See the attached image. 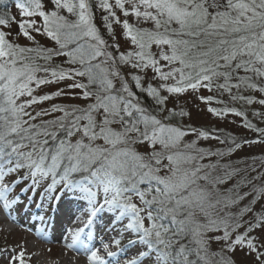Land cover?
I'll list each match as a JSON object with an SVG mask.
<instances>
[{"label": "snow or ice", "instance_id": "snow-or-ice-1", "mask_svg": "<svg viewBox=\"0 0 264 264\" xmlns=\"http://www.w3.org/2000/svg\"><path fill=\"white\" fill-rule=\"evenodd\" d=\"M0 8V213L18 222L43 188L26 230L47 239L67 217L65 247L86 264H264V156L232 159L264 145V0ZM188 95L253 135L194 126ZM0 256L31 259L22 244Z\"/></svg>", "mask_w": 264, "mask_h": 264}, {"label": "rangeland", "instance_id": "rangeland-1", "mask_svg": "<svg viewBox=\"0 0 264 264\" xmlns=\"http://www.w3.org/2000/svg\"><path fill=\"white\" fill-rule=\"evenodd\" d=\"M11 12L13 14H16V9L14 5L11 6ZM17 18L19 17L17 16ZM21 42L25 43L23 39H21ZM42 43H47V42L42 40ZM55 87H56L55 85H51L46 88H43L42 91L55 90ZM180 103H187L188 107L192 111L193 117L191 122L193 123L194 126H209V127L222 128L238 136L250 137L253 135L247 129H243L239 127L240 118L229 116L224 120H219L216 117H213L210 113H208L206 107L200 104L199 101L195 100V98L192 95H188L181 98ZM40 107H48V104L45 103ZM253 107L259 108V106H253ZM249 118L255 121V118L251 116V112L249 113ZM232 121H236V123H232ZM201 143L204 146H210V145H215L216 142L208 141ZM253 156L255 157L264 156V145H253L251 147H246L241 151H239L238 153H236L232 157V159L248 160V162L250 163L251 162L250 158ZM24 211H22L21 214L18 216L21 220H24V214H25L23 213ZM29 224L31 226H34L35 222L31 220ZM40 226L41 225H39V227ZM14 227H15V231L9 232L8 229H3V225H0V248H6V247L10 248L22 244L24 249L26 250V259H27V254H31V259L28 261V264H37V262L40 263L44 262L47 264H51L58 257H60L62 251V243L58 242L54 244V242H51L50 244L48 242H45L43 243L44 244L43 248H45V250L41 252L40 248L38 247L33 250L30 249L29 246L32 243L39 241L38 238L35 237L34 234L35 230H33L34 232L32 231L29 233V231H27L25 228L21 229V227L18 224H14ZM36 227L38 226L36 225ZM47 232H48V236L53 234V232L50 229L47 230ZM213 247L216 248L217 246L214 245ZM236 259L238 264H250V258H246L240 253H237ZM0 264H7V259L4 256H0Z\"/></svg>", "mask_w": 264, "mask_h": 264}, {"label": "bare ground", "instance_id": "bare-ground-1", "mask_svg": "<svg viewBox=\"0 0 264 264\" xmlns=\"http://www.w3.org/2000/svg\"><path fill=\"white\" fill-rule=\"evenodd\" d=\"M64 217V216H63ZM64 219H67V217H64ZM100 222H103V226L106 223V217L101 214V216L98 218ZM69 222V221H68ZM41 247V252L45 250L43 248L44 246H41V242L39 243H32L29 248L34 249L36 247ZM37 264H47L44 262H37ZM51 264H86V257L82 253H77L75 251H70L65 247V244L62 243V251L60 257H58L53 263Z\"/></svg>", "mask_w": 264, "mask_h": 264}, {"label": "trees", "instance_id": "trees-1", "mask_svg": "<svg viewBox=\"0 0 264 264\" xmlns=\"http://www.w3.org/2000/svg\"><path fill=\"white\" fill-rule=\"evenodd\" d=\"M11 4L9 5V8H10V11H11ZM3 9L2 8H0V11H2ZM97 24H98V26L99 27H103V23H102V21L100 20V18H99V15L97 16ZM13 30H14V32H15V25H13Z\"/></svg>", "mask_w": 264, "mask_h": 264}]
</instances>
